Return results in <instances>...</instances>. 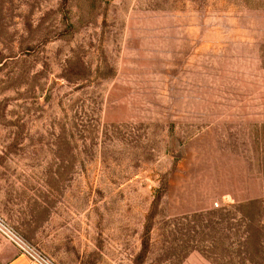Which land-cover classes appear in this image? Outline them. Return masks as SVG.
<instances>
[{
	"label": "rangeland",
	"instance_id": "obj_1",
	"mask_svg": "<svg viewBox=\"0 0 264 264\" xmlns=\"http://www.w3.org/2000/svg\"><path fill=\"white\" fill-rule=\"evenodd\" d=\"M0 219L55 264H264V0H0Z\"/></svg>",
	"mask_w": 264,
	"mask_h": 264
},
{
	"label": "built area",
	"instance_id": "obj_2",
	"mask_svg": "<svg viewBox=\"0 0 264 264\" xmlns=\"http://www.w3.org/2000/svg\"><path fill=\"white\" fill-rule=\"evenodd\" d=\"M213 207L218 208V202H214ZM0 240L5 242L6 244H9L19 254L26 257L30 264H55L47 256L28 245L19 235L13 232L1 219Z\"/></svg>",
	"mask_w": 264,
	"mask_h": 264
},
{
	"label": "crops",
	"instance_id": "obj_3",
	"mask_svg": "<svg viewBox=\"0 0 264 264\" xmlns=\"http://www.w3.org/2000/svg\"><path fill=\"white\" fill-rule=\"evenodd\" d=\"M1 264H30L28 259L19 254L13 247L4 246L0 250Z\"/></svg>",
	"mask_w": 264,
	"mask_h": 264
}]
</instances>
